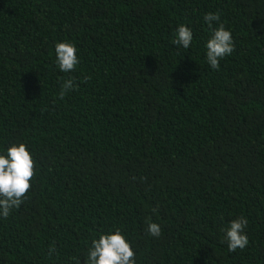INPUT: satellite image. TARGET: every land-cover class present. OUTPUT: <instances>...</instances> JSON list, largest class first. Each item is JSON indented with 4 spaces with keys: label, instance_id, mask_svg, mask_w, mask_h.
<instances>
[{
    "label": "trees",
    "instance_id": "16d2710c",
    "mask_svg": "<svg viewBox=\"0 0 264 264\" xmlns=\"http://www.w3.org/2000/svg\"><path fill=\"white\" fill-rule=\"evenodd\" d=\"M206 13L233 36L217 69ZM20 142L34 175L0 218V264H83L116 229L136 264H264V0H0V150ZM240 216L249 243L229 252Z\"/></svg>",
    "mask_w": 264,
    "mask_h": 264
},
{
    "label": "clouds",
    "instance_id": "9594fccd",
    "mask_svg": "<svg viewBox=\"0 0 264 264\" xmlns=\"http://www.w3.org/2000/svg\"><path fill=\"white\" fill-rule=\"evenodd\" d=\"M204 21L212 28L214 21H220L219 13H206ZM193 42L192 30L180 24L175 30L173 44L188 49ZM233 36L223 24L212 28L206 41V60L212 69L219 67V61L233 51ZM56 67L60 72L69 73L80 63L77 48L70 42H58L55 45ZM73 79L62 84L61 95L74 88ZM34 175V159L25 143H13L0 150V218H7L11 211L20 205L30 188ZM248 221L240 216L231 220L222 230L223 240L229 252L244 249L248 243L246 234ZM146 232L152 237L161 235V226L156 222H146ZM135 253L130 242L120 229L102 233L94 238L88 247L83 264H136Z\"/></svg>",
    "mask_w": 264,
    "mask_h": 264
}]
</instances>
